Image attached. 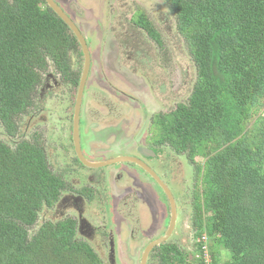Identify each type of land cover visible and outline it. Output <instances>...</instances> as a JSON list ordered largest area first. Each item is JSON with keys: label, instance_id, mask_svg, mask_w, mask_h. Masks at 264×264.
<instances>
[{"label": "trees", "instance_id": "1", "mask_svg": "<svg viewBox=\"0 0 264 264\" xmlns=\"http://www.w3.org/2000/svg\"><path fill=\"white\" fill-rule=\"evenodd\" d=\"M167 3L197 78L188 101L156 119L154 137L177 155L205 157L195 165L193 205L198 236L211 240L212 264H264V0ZM137 19L160 43L146 17ZM78 47L42 0H0V123L9 136L17 134L16 119L32 104L41 73L51 62L70 78ZM64 186L39 142H0V264H103L74 240L71 219L46 221L30 234ZM220 247L230 259L221 260ZM162 249L163 264H184L174 245Z\"/></svg>", "mask_w": 264, "mask_h": 264}, {"label": "rangeland", "instance_id": "2", "mask_svg": "<svg viewBox=\"0 0 264 264\" xmlns=\"http://www.w3.org/2000/svg\"><path fill=\"white\" fill-rule=\"evenodd\" d=\"M57 1L67 14L69 13L75 18L80 30L89 41L91 50L92 75L84 91L85 97L87 96L85 102V110L87 109L88 112L86 114L87 121L85 122L84 116H81L80 124L81 146L85 158L90 159L89 152L91 151L100 159H108L109 156H119L123 153L138 155L136 152L138 144L148 146L152 131L149 125L153 116L157 113L170 112L178 103H186L197 78L196 66L190 56L188 45L177 32L176 16L173 10L167 0H125L127 6L123 10L124 14L112 13L118 0ZM137 9L146 14L163 39V47L159 48L147 38L142 30L135 32L138 39L146 45L145 48L151 61L145 64L150 67H146L140 61L136 66L130 62L131 59H142L140 53L136 55L132 52H125L117 45L109 46L111 42L118 44L124 41L128 43L130 27L126 26L127 21L133 11ZM123 25L124 28H122ZM126 29H128V33L124 35L122 32ZM107 33H109L108 38ZM79 52H81L80 47L71 55L75 74H80L83 69V57ZM108 60L112 61L111 65ZM50 74L59 83V86L55 89L56 92L48 96L46 100L44 99L45 101L40 100L41 88ZM42 78L43 81L32 95V107L26 115L17 119V137H10L0 123V142L13 148L19 141L32 140L36 133L41 134L47 163L50 164L53 172L57 174L64 170L82 172V167L76 162L75 154L71 150L70 133L68 132L71 120H69L70 113L67 112L73 110L77 89L63 80L52 63L48 70L42 74ZM103 80L110 81L111 86H103ZM115 91L145 98V107H140L135 103L132 105V112L129 111L130 114L128 111L120 113L114 108L116 104L113 101L119 100V95L113 93ZM109 103L113 107L112 111L103 107L104 104ZM33 108L35 109L33 110ZM144 110L147 113H144ZM88 120L91 121L90 124H93L94 130L103 131L98 134L93 133L90 124H87ZM144 123L147 124L146 127ZM120 124H126V127L124 128ZM96 136L99 137L98 141L101 143L97 142ZM106 141L108 143H104ZM52 150L54 153L50 159L49 153ZM161 155L165 162V180L167 183H171L170 187L179 200L181 223H184L187 218L188 223H191V196L192 192L196 190L194 187L195 165L203 164L205 157L198 154L193 156L176 155L168 147L161 148ZM50 219L54 220V214L48 208L42 209L36 224L30 229V234L32 235L42 223ZM184 235V231L180 227L172 241L180 242ZM137 245L132 244L131 246L135 248ZM144 245L141 244V248ZM183 245L179 243L180 248ZM193 255L194 252H191V261ZM220 256L222 261L231 257L229 251L224 248H221ZM100 257L105 260L106 264L105 256L100 254ZM117 257L116 264H140L141 259L139 256L129 259L121 258L118 254ZM149 264L156 263L151 261Z\"/></svg>", "mask_w": 264, "mask_h": 264}, {"label": "flooded vegetation", "instance_id": "3", "mask_svg": "<svg viewBox=\"0 0 264 264\" xmlns=\"http://www.w3.org/2000/svg\"><path fill=\"white\" fill-rule=\"evenodd\" d=\"M42 1L43 4L47 5L45 0ZM54 2L61 8L62 5L59 4L57 0H54ZM117 2L119 3V5L118 3L115 5V8L112 10V13L116 12L122 14L123 10H125L127 6V2H125V0H118ZM139 13L143 14L146 17V19L149 21V18L146 16L144 12L140 11L139 9L133 11L126 25L127 27H130V38L129 40H127L128 43L124 41H121L118 44L115 42L114 43L111 42L109 46L114 47L115 45H117L125 52H129V53L132 52L135 53L136 55H139L140 53L142 59H131L130 62L136 66L140 61L141 64H144L146 67L148 66L150 67V65L145 64L151 61L147 54L148 51L145 48L146 45L138 39L135 33L138 32L139 30H142L147 36V38L151 40V37L149 36L147 30L141 27V25H139L138 23L137 16ZM65 14L73 21V23L77 26V28L85 38V34L80 30L79 28L80 26L75 21V18H73V16L69 13L67 14L65 12ZM151 25L159 33L161 42L156 44L154 40L151 41L153 42V44H156L159 48H161L163 47V39L161 33L152 23ZM124 27L125 26L123 25L122 28ZM70 32L73 35V32L71 30ZM122 33L126 35L128 33V29H126ZM108 36L109 33H107V38ZM85 42L90 56V69L85 84L86 87L92 75L93 62H91L92 58H91V50L88 44L89 41H87L86 38H85ZM79 47L81 49V52L79 53H82L81 57H83L82 72L80 74L77 73L75 74L72 66V61L70 60L71 76L67 80L65 79L63 80L65 82H68L70 85H73L75 89H77V93L75 94V99H74L73 110L72 112L70 111L67 112L70 113L69 120H71V126L68 132L70 133L69 144L70 146H72L71 150L75 154L76 162H78L79 165H81L82 172H75V170H71V171L64 170L57 174L53 172L51 170V166H49L50 170L54 174H56V176L61 178L65 184L64 189L59 195L57 202L52 207L48 208V210L54 214V220L50 219L49 221L57 222L67 219L73 220L76 226L74 240H78L88 244L92 248L94 253L97 254V256L101 259L103 264H105V260H103L100 257V254L103 255V257L105 256V259L107 260L106 264H116V260L118 258L117 254L121 258L125 257L127 259L135 258L139 256V258H141L140 264H142V259L147 247L151 243L165 237L171 230V234H169L168 238L163 243L155 246L150 251L147 258V264H149L151 261H154L156 264H163L161 261L164 253L162 249V245H168V246L174 245L178 250L184 253L185 256L184 264H193L194 259L192 257V261H191L190 253L191 252L195 253V251L198 249L197 239L199 237L198 231L195 227V212L193 205L194 193L196 192V190L195 192H192V196H191V209H192L191 223H188V218L184 223L183 222L181 223L182 215L180 214L178 208L179 200L173 189L170 187L171 183L169 182L167 183V181L165 180V171H166L165 162H164V157L161 155V148H165V147L169 148V146L165 142L160 144L159 142H157V140L154 137L155 135L154 132L156 131L155 129L156 119L158 117H162L172 113L181 103H178L174 109H171L170 112L166 114L157 113L153 116L151 123L149 125L150 126L149 128H151L152 131L149 137L150 140L148 142V146L145 147L143 145L138 144V146L136 147V152L138 155L123 153L119 156H115V155H112V157L109 156L108 159L107 158L100 159L98 155L96 157L95 153L91 151L89 152L90 159H86L82 151L81 139H80L81 116H84L86 122L87 121L86 114L88 113L87 109L85 110L86 108L85 102L87 96L85 97L84 95V91H85V87H84L83 97L78 114V125H79L80 149L85 161L89 164L98 165L102 163H107L111 160L121 157H131L139 160L141 163L146 165V168L149 171L145 167H142L137 163L128 162V161L118 162V163H113L98 167H91L84 164L77 155L75 142H74L76 103H77L79 86L85 67V56L83 53V49L80 44ZM49 64H51V62ZM44 72L41 73V82L43 81L42 74ZM77 78H78V84L76 85L74 80ZM58 84L59 83L55 81V78H53L51 74L48 75L47 78L45 79V83L42 86L39 94L40 100H44V99L46 100L48 96L56 92L55 89L58 88L59 86ZM104 85L111 86V82L108 80H103V86ZM92 90L94 89L92 88ZM113 93L115 95L116 94L119 95L118 97L119 100L117 102L116 101L113 102H115L116 104L114 105V108L117 109L120 113H124V111H128V113L129 111L132 112L133 110L132 105H134L135 103H137L140 107H145L144 104L145 98L143 99L142 97L139 96L134 97L131 96L130 94L123 93L121 91L120 92L115 91ZM32 104H33V99H32ZM31 105L28 107L27 111L21 114L20 116L26 115L30 107H32ZM103 107L109 111H112L113 108L110 103L104 104ZM34 109L35 108H33V110ZM143 112L147 113L146 110H144ZM17 119H16L17 134L14 137H17L18 135ZM90 123L91 121L88 120L87 124ZM126 124H120V125H122L125 128ZM144 125L146 127L147 124L144 123ZM89 126L93 131V133L98 134L99 132L103 131V130H98V131L94 130L93 124H90ZM95 139L97 140V142L101 143V141H98L99 137L96 136ZM28 141L32 143L39 142L44 150L43 147L44 144L42 141L41 134L36 133L33 139ZM104 143H108V141ZM169 149L171 150V148ZM52 153H54L53 150L52 152L49 153L50 159ZM45 156L47 159L46 153ZM194 180H195L194 187L196 188V178ZM160 182L163 183L166 189L162 187ZM173 208L175 211V219L172 225ZM58 213L59 215H56ZM180 227L183 229L185 234L183 239H181L182 242L181 241L173 242L172 240L176 235V233L179 231ZM179 243L184 244L182 248L179 247ZM132 244H138V245L137 247L133 248L131 246ZM141 244H145L144 247L141 248Z\"/></svg>", "mask_w": 264, "mask_h": 264}, {"label": "water", "instance_id": "4", "mask_svg": "<svg viewBox=\"0 0 264 264\" xmlns=\"http://www.w3.org/2000/svg\"><path fill=\"white\" fill-rule=\"evenodd\" d=\"M45 1H46L47 5L53 10V12L73 32V35L76 37L78 43L82 46L83 53H84V56H85V67H84V72H83V75H82V79H81L80 86H79V91H78V97H77V103H76V118H75V124H74V142H75L76 152H77V155H78L79 159L84 164H86L88 166H91V167H98V166H103V165H108V164H113V163L126 162V161H128V162L137 163V164L141 165L142 167H145L146 168V165H144L143 163H141L139 160H137L135 158H131V157H121V158H117V159L111 160V161H109L107 163H102V164H98V165L89 164L83 158V155H82L81 149H80L78 114H79V109H80V105H81V101H82V97H83L84 87H85L86 80H87L88 73H89V69H90V56H89V51L87 49V45H86L84 36L81 34V32L79 31V29L77 28V26L73 23V21L54 2V0H45ZM161 185H162V187L164 189H166V187L163 185V183H161ZM174 219H175V211H174V208H173V222H172V225L174 223ZM169 234H171V230L169 231V233L165 237H163L162 239H159V240L151 243L147 247V249H146V251L144 253L143 259H142V264H147V258H148V255H149L150 251L155 246L160 245L161 243H163L168 238Z\"/></svg>", "mask_w": 264, "mask_h": 264}, {"label": "built area", "instance_id": "5", "mask_svg": "<svg viewBox=\"0 0 264 264\" xmlns=\"http://www.w3.org/2000/svg\"><path fill=\"white\" fill-rule=\"evenodd\" d=\"M197 243L198 249L193 255V264H212L209 238L206 235L199 236Z\"/></svg>", "mask_w": 264, "mask_h": 264}, {"label": "crops", "instance_id": "6", "mask_svg": "<svg viewBox=\"0 0 264 264\" xmlns=\"http://www.w3.org/2000/svg\"><path fill=\"white\" fill-rule=\"evenodd\" d=\"M109 63H110V65H111L112 61H109ZM107 70H108V68H107Z\"/></svg>", "mask_w": 264, "mask_h": 264}]
</instances>
